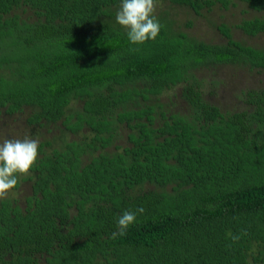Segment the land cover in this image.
Returning a JSON list of instances; mask_svg holds the SVG:
<instances>
[{
  "label": "trees",
  "instance_id": "trees-1",
  "mask_svg": "<svg viewBox=\"0 0 264 264\" xmlns=\"http://www.w3.org/2000/svg\"><path fill=\"white\" fill-rule=\"evenodd\" d=\"M168 1L197 12L228 0ZM241 1L261 12L235 25L264 32V0ZM121 2L0 0V110L28 103V120L67 112L70 128L85 122L98 132L110 105L176 82L188 102L185 113L160 108L156 124L151 102L118 110L137 127L130 144L84 162L74 140L49 149L38 141L23 205L0 199V264L263 263L264 87L242 89L243 107L220 109L191 69L236 61L264 70V48L223 22V42L194 38L161 12L156 39L132 44L116 21ZM70 98L79 108L65 110ZM143 180L160 187L124 191ZM125 211L136 221L113 238Z\"/></svg>",
  "mask_w": 264,
  "mask_h": 264
},
{
  "label": "rangeland",
  "instance_id": "rangeland-1",
  "mask_svg": "<svg viewBox=\"0 0 264 264\" xmlns=\"http://www.w3.org/2000/svg\"><path fill=\"white\" fill-rule=\"evenodd\" d=\"M155 12H161L158 15L159 17L168 18L172 24L175 23L185 30L188 35L197 39L209 42H223L224 36L217 28V25L223 22L229 26L232 37L264 48L263 31L248 34L235 25V22L241 17L261 12L247 6L241 0H228L225 5L213 2L208 7H200L197 12H193L185 4L168 0H155ZM191 71L199 81L201 96L207 101L215 103L220 109L241 108L244 106L241 96L242 89L264 87V70L250 67L241 62H212L208 65L196 66ZM147 97L149 100L161 102L162 107L166 111L184 110L185 100L180 94V82L164 87L156 94H148ZM78 103L76 98H70L68 104L65 105V110H70L71 106H76ZM30 110V105H25L11 112L0 110V143H3L5 139L22 141L27 138L37 140L41 135H47V132L41 126L34 127L36 128L34 131L31 129L30 124L24 120L25 115ZM156 110L155 107L154 115L158 117ZM54 124L57 123L55 122ZM62 131L67 136V132L63 129ZM54 132L56 131L53 128L49 134ZM54 143L57 145L56 140ZM48 147L50 146L44 148ZM28 182L29 180L26 178L19 179L17 186L8 195H13L19 202H22L23 193L28 191ZM147 185V183L143 184L144 187ZM167 186L168 184L164 185V187ZM259 264H264V262Z\"/></svg>",
  "mask_w": 264,
  "mask_h": 264
},
{
  "label": "flooded vegetation",
  "instance_id": "flooded-vegetation-1",
  "mask_svg": "<svg viewBox=\"0 0 264 264\" xmlns=\"http://www.w3.org/2000/svg\"><path fill=\"white\" fill-rule=\"evenodd\" d=\"M27 19H30V17H27ZM184 99V97H182ZM76 100L79 102L76 106H71L72 110L74 108H79L80 106V99L76 98ZM185 100V99H184ZM143 101H147L148 103H152V112H153V117H152V123L156 124V122L160 119V108L163 109L164 113L167 114L170 111H177V112H183L185 113L187 111L188 107V102L185 100V106L183 111H178L177 109L175 110H168L166 111L164 107H162V103L159 101H154V100H149L148 97L140 98L136 97L134 99H127L123 103H116L111 106L110 111L104 112L105 119L107 121V126L105 129H102L98 132L95 130H92L87 126V124L84 122L83 124H80L77 128H70L67 124V122L64 120V115L67 113L64 112V114L60 115L59 117L51 120V119H45L43 117H40L36 120H28V115L31 114V110L25 115L24 120L30 124L35 131L36 128L34 127H42L45 132H47L46 136L41 135L39 138H37V141H43L45 140L46 142L41 145V147H46V146H58V145H63L65 140H74L76 141L77 144L82 145L83 150L78 154L79 161L84 162L89 154H96L100 151H107L110 153L111 151H120L122 152L124 147L128 146L130 144V139H129V132H134L137 127L134 123L133 117L130 118H118L117 117V111L121 110L122 108H128V107H135L136 105L142 104ZM69 100L67 101L66 105L68 104ZM165 104V103H164ZM25 105H30L32 109V104H22L18 109ZM156 107V111L158 114V117H155L154 115V110ZM17 110V109H16ZM4 111V110H3ZM14 111V110H13ZM7 112V111H5ZM11 112V111H9ZM75 113H71L69 116V120L75 119ZM142 117V116H141ZM157 119V120H155ZM57 124H54V123ZM55 129L56 132L50 133V131ZM63 130L67 132L63 134ZM37 131V130H36ZM74 134V135H73ZM99 135L100 137H97ZM66 136V137H65ZM97 137V138H96ZM56 140L57 145L54 143ZM55 144V145H53ZM50 147L46 148L49 149ZM26 178L29 180L28 182V191L24 192L21 199L22 202H19L15 196L12 195L17 201L19 205H23L24 199L26 195L30 194V177L28 175H21L19 176V179ZM144 183H147V186H143ZM18 184V183H17ZM166 185V184H164ZM163 185V186H164ZM17 186V185H16ZM159 188L160 185L157 183L150 181V180H143L140 183H133L132 185L128 187H124L125 192H130L133 191L134 189H144V188Z\"/></svg>",
  "mask_w": 264,
  "mask_h": 264
},
{
  "label": "clouds",
  "instance_id": "clouds-1",
  "mask_svg": "<svg viewBox=\"0 0 264 264\" xmlns=\"http://www.w3.org/2000/svg\"><path fill=\"white\" fill-rule=\"evenodd\" d=\"M155 0H122L116 21L126 31L132 44L155 40L160 24L153 15ZM38 156V141L33 139H5L0 143V199L7 198L18 183V175H27ZM137 211L143 212L140 208ZM136 221V213L125 211L117 220L118 231L112 236H123Z\"/></svg>",
  "mask_w": 264,
  "mask_h": 264
}]
</instances>
